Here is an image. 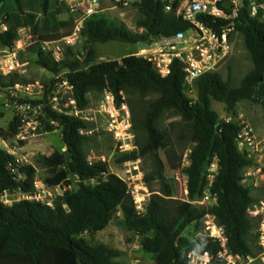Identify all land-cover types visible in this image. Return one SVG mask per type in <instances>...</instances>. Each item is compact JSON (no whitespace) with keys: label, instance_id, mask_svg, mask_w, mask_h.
<instances>
[{"label":"trees","instance_id":"16d2710c","mask_svg":"<svg viewBox=\"0 0 264 264\" xmlns=\"http://www.w3.org/2000/svg\"><path fill=\"white\" fill-rule=\"evenodd\" d=\"M56 1L60 6L65 5V0ZM134 5L142 16L136 24L139 31L133 32L122 21L98 13L84 22L83 58L78 51L67 48L64 60L55 62L38 47L35 64L52 75L64 74L74 87L81 109L91 103L89 95L107 88L111 89L117 108L126 103L132 115L135 145L143 148L152 144L153 160L168 183L169 195H151L143 213H139L128 184L111 173L107 163L89 160L88 138L81 132L90 129L91 124L53 113L65 151L55 149L49 155H39L34 166H16L14 158L0 150V196L18 191L33 194L38 167L45 170L43 183L48 187H68L70 179L77 178V188L66 189L53 200L52 206L29 200L11 205L0 202V264H129L118 260L119 252L103 244L93 245L88 239L105 230L113 220L140 236V248L153 256L154 264H190L188 255L192 252L217 256L222 249L220 241L207 235L183 236L207 215L213 216L222 228L232 255L243 259L251 256L249 211L256 199L252 188L243 181L245 170L254 163L238 149L241 125L223 121L212 105L213 102L224 104L226 112L235 117L239 103L252 101L261 105L264 115V19L253 17L247 7L239 9L236 28L253 64L240 85H233L231 72L226 79L221 72L206 73L196 81V99H193L178 61L165 78L135 54L121 61L92 62L96 44L120 42L142 49L155 42L154 35L172 37L191 28L174 12H167L163 0H137ZM14 7L26 13L31 25H39V45L41 41L67 36V32H59L61 23L53 0H0V20L8 25V31L0 34V47L12 48L17 38L12 18ZM202 21L209 26L215 24L210 18ZM22 82L28 80L16 74L0 78V94ZM169 117L173 120L164 127L162 124ZM18 125L13 118L7 130H1L0 134L13 136ZM167 136L177 139L183 150L191 151L190 165L185 168L188 199L177 198V183L161 150ZM215 156L220 166L211 189L217 197L216 203L198 206L192 202L204 196L203 175ZM138 159L139 152L134 150L123 153L117 163Z\"/></svg>","mask_w":264,"mask_h":264},{"label":"built area","instance_id":"2783aa9c","mask_svg":"<svg viewBox=\"0 0 264 264\" xmlns=\"http://www.w3.org/2000/svg\"><path fill=\"white\" fill-rule=\"evenodd\" d=\"M66 1L70 12L78 14V17L74 20V28L71 34L60 40L40 42L42 51L55 62L64 60L67 48L75 50L76 46L80 44V40L84 38L83 30L86 19L111 9L130 6L129 0ZM104 2H107L108 5H105ZM163 2L165 10L174 12L176 16L188 23L191 26L190 30L180 32L172 37H162L160 40L140 49L135 56L150 63L162 78L170 75L175 61L180 62L185 74L188 94L191 95L195 93L196 81L202 75L220 72L235 54L237 44L240 41V34L235 23L239 9H241L240 0H163ZM244 5L253 17L261 16L264 19V0H244ZM202 18L213 19L215 24L209 26L202 21ZM218 21L224 22V25L217 24ZM6 31H8L7 23L0 20V34ZM25 46L26 43L23 40L16 38L12 48L0 47V78H6L13 74L22 76L24 64L19 60V53ZM53 76V81L48 84L22 82L3 90L5 95L3 106L13 113V118L17 119L19 125L17 133L13 136L6 137L0 134V150L12 156L16 166L24 164V159L19 156V150L25 146L22 143L36 140L51 132L47 129L48 126L55 129L58 127L57 121L52 116L53 113L89 121L88 108L81 109L79 107L74 87L68 78L64 74ZM107 89L109 90L105 94L106 104L109 110H115L114 95L110 88ZM125 104H122L123 109L129 115L128 106ZM222 120L226 123L236 121L241 125V131L237 139L238 149L254 163L244 172L243 182L247 185L253 177L261 173V169L255 165V159L258 158L260 163L264 160V138L258 137L252 124L243 115L223 117ZM81 133L84 134V130ZM190 152L188 150L185 154L188 166L190 165ZM219 170V159L215 156L206 167L203 175L206 186L204 196L198 200L199 203L203 204L210 199L216 203L217 197L211 189ZM15 171L14 168L13 172ZM173 178L177 184L182 182L185 192L188 193V175L185 170L183 173L176 174ZM34 185L35 192L33 194H25L19 191L13 194L6 192L0 196V202L11 205L15 201L29 200L52 206L53 200L61 196L66 189H69L63 185L48 187L45 184H39L36 180ZM198 201L192 203L196 204L195 202ZM145 205H136L137 211L143 213ZM253 207L254 210L252 208L249 211V216H258L260 213H264V202H260V208L257 205ZM206 217L214 219V222L208 225V234L206 235L220 241L222 249L217 256L209 253L197 254L192 252L188 255L189 263L213 264L217 260L218 264H248L251 261L250 256L243 259L238 255H232L227 248V239L222 228L217 225L213 216L207 215ZM260 231L261 240L264 241V224L261 226ZM262 245H264V242H262Z\"/></svg>","mask_w":264,"mask_h":264},{"label":"rangeland","instance_id":"374dc122","mask_svg":"<svg viewBox=\"0 0 264 264\" xmlns=\"http://www.w3.org/2000/svg\"><path fill=\"white\" fill-rule=\"evenodd\" d=\"M130 6L126 8H116L104 12V15L110 19H118L122 21L129 30L133 32L139 31L136 27L137 22L142 18L134 3L137 0H129ZM54 11L61 25L59 32L63 34L67 32L69 36L74 28V20L78 14H72L69 10L68 3L60 6L56 0H53ZM12 18L17 27V38L26 43L24 49L19 53V60L24 64V72L22 76L28 82H40L48 84L53 81V75L35 64V51L40 45L38 44V35L41 32L39 25H31L28 22L25 12L13 8ZM63 24V25H62ZM65 24V25H64ZM66 37V36H64ZM85 39L80 40V44L76 46V51L83 58L86 54ZM141 48L120 42H111L107 44H96L93 47L92 62L100 63L104 61L119 60L123 57L136 54ZM253 64L248 51L244 48L241 37L237 44V50L229 63L224 66L220 72L224 79L228 77L229 72L232 73V82L234 86H239L242 78L252 68ZM109 89L103 92L92 93L89 95L91 103L88 106L87 116L90 129L84 130L87 136L86 152L90 161H102L107 163L111 173L118 175L129 186L136 205L144 206L151 195L158 194L168 196V183L160 175L158 167L153 160L152 144L139 148L135 145V135L132 132V115L129 109V115L123 109V105L115 110H109L106 104L105 94ZM196 98V93L190 95ZM5 95L0 94V130H7L9 123L13 120V113L4 108ZM104 106L106 107L104 109ZM213 110H215L221 118L234 117L226 112L225 105L213 102ZM236 116L243 115L244 118L252 124L256 133L262 136L264 129V115L260 104L252 101H243L238 104ZM173 120L168 118L162 125L164 127ZM264 138V137H263ZM262 139V138H261ZM28 146L19 150V156L24 159L25 165H35L36 157L39 155H49L55 149L63 150L61 131L53 129L51 132L43 135L39 139L31 140ZM134 150L139 152V159L135 162L117 163V160L123 153H129ZM166 162L171 169V174L176 176L183 173L188 167L185 154L188 150L181 148V143L170 136H167L161 147ZM256 167L261 169V173L253 177L247 183L252 188V195L256 199V204L260 208V202H264V160L259 162L255 159ZM46 172L42 168H37L36 181L44 184L43 180ZM69 190H75L78 185L77 178L70 179ZM250 183H252L250 185ZM65 186V185H64ZM177 198L188 199V193L185 192L182 182H178L176 186ZM198 206L209 207L215 204L210 199L201 204L195 202ZM254 210V207L253 209ZM252 230L248 236V244L251 250V261L248 264H264V245H262L260 228L264 224V213L258 216H251ZM214 222V219L206 217L200 223L189 227L183 234L184 237H195L208 234V225ZM93 245L103 244L120 253L119 261L129 264H154V258L151 254L145 253L140 248V236L136 233L129 232L122 228L118 220H113L108 227L99 232L94 237H88Z\"/></svg>","mask_w":264,"mask_h":264},{"label":"water","instance_id":"95a60500","mask_svg":"<svg viewBox=\"0 0 264 264\" xmlns=\"http://www.w3.org/2000/svg\"><path fill=\"white\" fill-rule=\"evenodd\" d=\"M61 1H64V0H61ZM244 0H240V8H244ZM162 37H165V35H154L153 36V39L155 40V41H158V40H160ZM89 51H90V49L88 50V52H87V54L89 53Z\"/></svg>","mask_w":264,"mask_h":264},{"label":"crops","instance_id":"0c3cea01","mask_svg":"<svg viewBox=\"0 0 264 264\" xmlns=\"http://www.w3.org/2000/svg\"><path fill=\"white\" fill-rule=\"evenodd\" d=\"M105 3V5H108V3L107 2H104ZM104 13V12H103ZM75 51H76V49H75ZM262 136L264 137V129H262ZM257 134V133H256ZM258 135V134H257ZM259 136V135H258ZM263 137H260V138H263ZM26 146H28V144H26L24 147H26Z\"/></svg>","mask_w":264,"mask_h":264}]
</instances>
